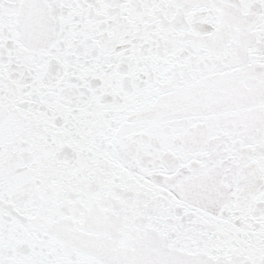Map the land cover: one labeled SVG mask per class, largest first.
<instances>
[{
	"label": "snow or ice",
	"instance_id": "6c2138e0",
	"mask_svg": "<svg viewBox=\"0 0 264 264\" xmlns=\"http://www.w3.org/2000/svg\"><path fill=\"white\" fill-rule=\"evenodd\" d=\"M0 264H264V0H0Z\"/></svg>",
	"mask_w": 264,
	"mask_h": 264
}]
</instances>
